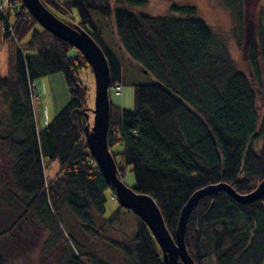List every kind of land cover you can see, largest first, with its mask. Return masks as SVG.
I'll use <instances>...</instances> for the list:
<instances>
[{
  "label": "trees",
  "instance_id": "trees-1",
  "mask_svg": "<svg viewBox=\"0 0 264 264\" xmlns=\"http://www.w3.org/2000/svg\"><path fill=\"white\" fill-rule=\"evenodd\" d=\"M39 1L56 18L70 17L74 24L61 21L78 26L101 49L110 90L121 86L120 64L103 43L91 13L113 18L122 50L151 79L133 86L131 112L110 104L107 145L114 162L121 157L125 165L115 162L117 178L122 182L130 168L135 181L130 189L152 199L173 240L180 211L196 191L225 184L236 194L247 195L257 188L264 176L261 12L257 43L246 52V74L233 62L226 38L191 19L197 16L194 7L171 5L169 15L152 17L125 8L145 6L146 0H113L114 9L110 0ZM216 1L229 12L233 21L229 36L240 46L243 25L256 17L257 0ZM4 12L14 38L1 34L10 60L7 76L0 79V106L7 117L5 127H0L4 134L0 143L13 188L0 192V227L5 209L15 213V203L22 212L7 229H0V264H8L3 241L24 217L31 215L55 233L57 214L66 209L88 234L93 227L91 211L102 217L105 193L111 191L115 198L86 142L91 112L77 72L90 70L88 63L44 31L19 0H10ZM54 75L62 76L68 101L43 130L36 131L31 85ZM52 164L57 171L48 179L45 172ZM121 212L133 215L136 230L129 245L112 247L131 264H165L154 237L134 211L119 206L104 224L112 226ZM184 244L194 264H264V196L249 205H239L223 192L200 199L188 217ZM81 255L87 264H108ZM81 255L72 254L65 264H84Z\"/></svg>",
  "mask_w": 264,
  "mask_h": 264
},
{
  "label": "rangeland",
  "instance_id": "rangeland-1",
  "mask_svg": "<svg viewBox=\"0 0 264 264\" xmlns=\"http://www.w3.org/2000/svg\"><path fill=\"white\" fill-rule=\"evenodd\" d=\"M63 1V0H62ZM147 4L142 7L125 8L133 14H143L152 17H165L169 15L171 5L190 6L197 10V16L191 19L198 20L207 25L214 33L221 35L227 40L229 54L244 73H248L246 52L253 44L256 45L257 24L259 19L257 12H261L260 25L264 30V0H257L255 5V16L253 21L243 25V36L241 45L229 36L233 27V21L228 11L224 10L216 0H146ZM112 9L115 8L113 0L109 2ZM75 20L76 13H74ZM260 15V14H258ZM60 20L67 24H74L70 17L59 16ZM94 26L98 29L100 37L105 46L112 52L120 64L122 83L120 93L115 94L113 89L109 90V103L113 106L131 112L134 106V85L148 84L151 79L142 74L138 66L132 62L122 50L115 35L113 18L103 19L95 13L90 14ZM0 41H2L0 33ZM8 46V44H7ZM3 46L5 54L0 47V79L7 76L8 71V47ZM55 76V75H54ZM77 78L82 86L87 90V106L90 112L94 107V78L92 72L87 69L79 70ZM53 84V85H52ZM35 89V97L32 95L33 119L36 131L43 130V122L49 123L53 116L54 107L57 113L60 112L68 101L67 90L59 78L48 77L35 80L31 90ZM32 92V94H33ZM258 101V108L261 106ZM91 114V125L93 116ZM7 123L6 112L0 106V127H5ZM39 124V125H38ZM4 134L0 130V136ZM118 150V149H116ZM5 150L0 143V192L5 188L12 191V180L9 172V165ZM6 160V161H3ZM115 162L122 166L121 157H116ZM57 171V166L52 164L47 168L45 175L48 179L52 178ZM122 183L127 188H133L135 181L130 173V168L126 167ZM116 198V196H115ZM111 193H105V205L103 216H98L91 211L93 227L91 233H84L81 224L73 218L66 209H62L57 215V232L53 233L51 228L41 226L31 215L24 217L21 222L13 229L12 235L7 237L2 244L4 255L8 264H65V261L72 255L87 254L101 259L108 264H131L123 254L112 243H125L129 245V240L136 230V222L132 214L121 212L112 226H106L104 220H108L117 211L119 204ZM9 209L4 210L3 222L0 229H7L13 222L15 215H21L22 209L13 204V212L8 213ZM61 234V235H60ZM75 243V245H74ZM81 261L87 264V258L81 255Z\"/></svg>",
  "mask_w": 264,
  "mask_h": 264
},
{
  "label": "water",
  "instance_id": "water-1",
  "mask_svg": "<svg viewBox=\"0 0 264 264\" xmlns=\"http://www.w3.org/2000/svg\"><path fill=\"white\" fill-rule=\"evenodd\" d=\"M19 1L44 31L78 51L90 67L94 78V107L91 111L93 123L86 126V142L91 155L99 165L101 174L110 183L119 206L138 215L159 246L165 264H194L185 249L184 233L188 217L197 202L204 197L223 192L239 205L252 204L264 196V176L257 188L247 195H238L225 184L208 186L196 191L180 211L173 240L152 199L127 188L116 176V165L107 145L110 77L107 61L101 49L85 31L78 26L70 27L63 23L39 0ZM86 118L88 119V116Z\"/></svg>",
  "mask_w": 264,
  "mask_h": 264
},
{
  "label": "built area",
  "instance_id": "built-area-1",
  "mask_svg": "<svg viewBox=\"0 0 264 264\" xmlns=\"http://www.w3.org/2000/svg\"><path fill=\"white\" fill-rule=\"evenodd\" d=\"M9 1L10 0H0V16L2 18V21L0 23V31H1V34H7L10 37L14 38L12 26H11L9 20L6 18L5 12H4ZM112 89L116 95L120 93V86L115 85ZM33 91H35L34 88L30 91L31 98H32V95L35 97V94H34L35 92H33ZM32 92H33V94H32Z\"/></svg>",
  "mask_w": 264,
  "mask_h": 264
},
{
  "label": "crops",
  "instance_id": "crops-1",
  "mask_svg": "<svg viewBox=\"0 0 264 264\" xmlns=\"http://www.w3.org/2000/svg\"><path fill=\"white\" fill-rule=\"evenodd\" d=\"M3 46L5 47V46H7V43H5V42H2V41H0V47H1V49H2V51H3V53L5 54V50H4V48H3ZM8 47V50H9V46H7ZM3 53L1 54L0 53V56L1 55H3ZM9 54H8V56H10V50H9V52H8ZM10 58V57H9ZM9 60L10 59H8V63H9ZM51 78H54V79H56L57 80V82H59V78H61V82H63V79H62V76L61 75H55V76H51ZM53 85V84H52ZM57 108L56 107H54V109H53V111H52V116L54 117L56 114H57ZM46 122H43V126H46L47 124H45ZM39 125V124H38ZM44 128V127H43Z\"/></svg>",
  "mask_w": 264,
  "mask_h": 264
}]
</instances>
